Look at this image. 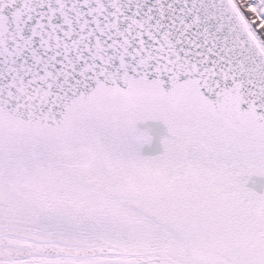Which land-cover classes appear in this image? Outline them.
<instances>
[{"label": "snow or ice", "instance_id": "obj_1", "mask_svg": "<svg viewBox=\"0 0 264 264\" xmlns=\"http://www.w3.org/2000/svg\"><path fill=\"white\" fill-rule=\"evenodd\" d=\"M0 264H264V0H0Z\"/></svg>", "mask_w": 264, "mask_h": 264}]
</instances>
